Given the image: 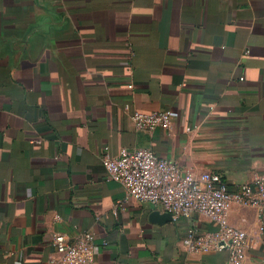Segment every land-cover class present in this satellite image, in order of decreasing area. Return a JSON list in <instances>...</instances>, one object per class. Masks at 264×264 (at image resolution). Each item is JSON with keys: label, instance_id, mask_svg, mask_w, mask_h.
<instances>
[{"label": "crops", "instance_id": "crops-1", "mask_svg": "<svg viewBox=\"0 0 264 264\" xmlns=\"http://www.w3.org/2000/svg\"><path fill=\"white\" fill-rule=\"evenodd\" d=\"M167 109L170 130L130 118ZM133 147L231 191L264 173V0H0V264H45L83 231L95 264H227L181 245L214 224L153 221L107 179L103 154ZM229 222L264 264V213Z\"/></svg>", "mask_w": 264, "mask_h": 264}, {"label": "built area", "instance_id": "built-area-1", "mask_svg": "<svg viewBox=\"0 0 264 264\" xmlns=\"http://www.w3.org/2000/svg\"><path fill=\"white\" fill-rule=\"evenodd\" d=\"M130 118L136 130L142 132L158 127L170 130L173 123V114L168 109L134 111ZM102 163L107 179L121 184L126 196L139 204L170 214L173 222L197 215L215 225L211 230L188 227L181 238L186 252L226 251L227 264H243L254 240L229 222V210L237 204L264 213V173H255L251 180L231 191L220 175L211 172L195 175L176 161L157 156L149 147L121 148L116 155L106 152ZM53 243L55 255L45 264H95L94 236L90 231L79 233L73 240L55 234Z\"/></svg>", "mask_w": 264, "mask_h": 264}, {"label": "water", "instance_id": "water-1", "mask_svg": "<svg viewBox=\"0 0 264 264\" xmlns=\"http://www.w3.org/2000/svg\"><path fill=\"white\" fill-rule=\"evenodd\" d=\"M150 219L156 222L172 221V217L167 213H160L157 210L151 212Z\"/></svg>", "mask_w": 264, "mask_h": 264}]
</instances>
